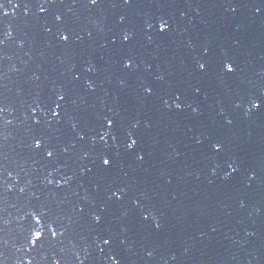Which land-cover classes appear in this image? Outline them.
I'll return each mask as SVG.
<instances>
[{"label":"water","instance_id":"obj_1","mask_svg":"<svg viewBox=\"0 0 264 264\" xmlns=\"http://www.w3.org/2000/svg\"><path fill=\"white\" fill-rule=\"evenodd\" d=\"M3 7L0 264H264V0Z\"/></svg>","mask_w":264,"mask_h":264},{"label":"snow or ice","instance_id":"obj_2","mask_svg":"<svg viewBox=\"0 0 264 264\" xmlns=\"http://www.w3.org/2000/svg\"><path fill=\"white\" fill-rule=\"evenodd\" d=\"M87 2L90 3V4H92V5H95V4L98 2V0H87ZM124 2L127 3L128 0H124ZM17 7H20L19 3H17ZM3 8H4V7H3V0H0V10H2ZM232 11L235 12L236 9L233 8ZM7 15H8V13H7L6 11H3V12H2V16H3V17H6ZM25 15H27V12H25ZM58 19H59V17H58ZM161 31H164L163 27L161 28ZM63 39H64V41L67 42V41L69 40V36L64 35V36H63ZM124 39L127 40L128 37L125 35V36H124ZM0 43H3V41H0ZM129 67H131V65H129ZM233 69H234V66H229V67H228V71H229V72L233 71ZM199 70H200L201 72H205V71H207V65H206V64H200V65H199ZM78 78H79V77H77V79H78ZM150 94H151V91L149 90V95H150ZM60 99L62 100V99H63V96H61ZM252 104H253L254 108H256V109H258V110H259V109L261 108V106H262L261 103H256L255 101H253ZM57 107H59V104H57ZM55 115H59V113H55ZM35 123L39 124V123H40L39 119H37V120L35 121ZM107 127L111 128V127H112V124H111L110 122L107 123ZM81 139H83V137H81ZM135 144H136V140L133 139V140L131 141V143H128V144H127V147H128L129 149H132L133 146H134ZM40 147H41V143H40V141H39V140H36V141H35V148L39 149ZM213 148H214V151H215V152H220V151L222 150V145H220L218 142H216V144L213 145ZM47 155H48L49 158H51V157L53 156V152H52V151H48ZM140 158L143 159L142 156H141ZM103 164H104L105 166H107V167H110V166H111V164H110V159H104V160H103ZM233 171H235V169H233ZM114 195H115V194H114ZM116 199L119 200V199H121V197H120V196H117ZM94 219H95V223H96V224H100V222H101V220H102V217H100V216H96V217H94ZM147 219H148V217H147V216H144V220H147ZM36 223H40V220L38 219V220L36 221ZM156 228L159 229V224L156 225ZM59 235H60L61 237H63L64 233H63V232H60ZM50 236H51V239H52L53 241L56 240L57 232H56L55 230H53V231L50 233ZM112 239H113L112 236H107V237L103 238V244L106 245V246H110L111 243H112ZM41 240H42V233H41L40 231H36L35 239H34L33 242H32L33 245H35L38 241H41ZM149 256H151V253H149Z\"/></svg>","mask_w":264,"mask_h":264}]
</instances>
